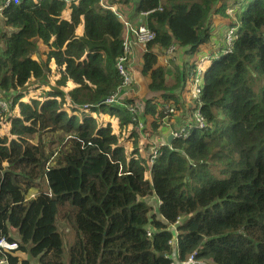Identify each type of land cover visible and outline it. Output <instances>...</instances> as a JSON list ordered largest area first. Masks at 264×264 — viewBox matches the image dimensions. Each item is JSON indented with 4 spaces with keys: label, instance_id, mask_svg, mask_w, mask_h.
I'll use <instances>...</instances> for the list:
<instances>
[{
    "label": "trees",
    "instance_id": "obj_1",
    "mask_svg": "<svg viewBox=\"0 0 264 264\" xmlns=\"http://www.w3.org/2000/svg\"><path fill=\"white\" fill-rule=\"evenodd\" d=\"M107 4L126 20L142 14L154 33L137 57L143 98L103 103L122 79L116 63L124 58L129 71L133 49L124 53V26L99 0L69 9L60 0H21L0 15V100L11 101L10 113H0V128L10 125L0 132V238L18 245L0 257L66 264L63 222L74 233L67 264H182L191 256L198 264H264V0ZM215 16L237 30L229 52L211 51L221 56L203 75L207 127L159 147L149 167L139 154L145 132L127 105L150 137L165 135L166 105H178L189 68L170 74L157 52L172 46L192 56L211 41ZM38 41L44 60L33 59ZM36 89V98L21 100ZM100 114L115 118L117 133Z\"/></svg>",
    "mask_w": 264,
    "mask_h": 264
},
{
    "label": "built area",
    "instance_id": "obj_2",
    "mask_svg": "<svg viewBox=\"0 0 264 264\" xmlns=\"http://www.w3.org/2000/svg\"><path fill=\"white\" fill-rule=\"evenodd\" d=\"M21 0H0V15L2 14V11L7 8L11 3L13 2H20ZM65 3L66 7H70L71 4L76 3L78 0H60ZM101 6L106 9H111L116 17L120 20V22L123 24V26L128 30V37L130 39H134L138 41L140 46H146V44L151 41L154 38V33L147 28V26L144 24L143 21V15L140 14L137 16L134 21L126 20V18L119 12L116 11L114 6H108L107 0H99ZM228 13L230 11L228 10ZM140 18V20H138ZM134 22L135 25L132 23ZM234 33H236V28H231L228 32L229 40L227 41V47L223 50L225 52H229L232 47V41L235 38ZM124 46V53H127L129 48L132 49L131 42L125 38L123 41ZM177 48L175 47H169L165 49L162 52L161 56V62L163 65L169 64V60L172 59V57L175 55ZM220 58V55L215 54L214 56H209L207 54H203L200 56L198 61V70L194 74V72L189 73L188 80L186 82V87L182 88L181 91L177 94V97L180 99V103L183 104V108L188 115L184 118V122L182 125L171 128V124L173 122V116L181 110L179 107V104L175 107L173 104H167L165 111H164V117L162 118V124L161 128H167L169 131V134L171 135L172 139L175 138H186L192 130H203L207 127V122L205 117L201 114V108H202V94L205 88V80L203 79V75L205 70L207 69L208 65L212 61V59L217 60ZM124 58H120L118 62L116 63V68L122 77L120 85L117 87L115 92H113L111 95H109L103 103L106 104H113V103H119V100H121V96L125 95L126 90L131 85L130 82V73L128 70L123 68L122 61ZM204 69V70H203ZM37 91V90H36ZM39 94V93H38ZM30 97H28L27 101L30 98H36L35 92L30 93ZM25 101V100H23ZM26 102V101H25ZM11 101L6 100H0V113L8 114L10 113V107ZM122 104V103H121ZM127 109L129 113L132 115V119L137 124V131L140 130V132L147 131L145 124L142 120H135V116L137 115V108L131 104L127 105ZM143 129V130H142ZM145 134V133H144ZM148 137L143 136L141 139L146 140ZM148 144V161L147 165L149 166L150 163L153 162V160L157 156L158 148L164 145H168L170 147V142L166 141H160L157 137H154L152 140V143H146ZM150 167V166H149ZM18 247L17 243L15 242H9L6 238L1 237L0 238V251H12L16 250ZM190 262V264H194L196 262L194 257H189L187 262ZM185 263V264H186ZM0 264H9L6 257H0Z\"/></svg>",
    "mask_w": 264,
    "mask_h": 264
},
{
    "label": "rangeland",
    "instance_id": "obj_3",
    "mask_svg": "<svg viewBox=\"0 0 264 264\" xmlns=\"http://www.w3.org/2000/svg\"><path fill=\"white\" fill-rule=\"evenodd\" d=\"M246 3H247V1L245 2V4ZM114 8L116 9L117 12L121 13L120 10L117 9V7L115 5H114ZM229 11H231V12L228 13V14L231 16L233 11L232 10H229ZM218 17L219 16H215V17L212 18V23L210 25V32L212 33V37H211V41L209 42V44H212V49L213 50H216L214 53L217 52L218 54H222V49H225L227 47V41L229 40L228 32H229V30L232 27L231 26H228L226 24V22H227L226 19H223L222 17L219 20L220 22H218V20H217ZM215 18H217V19H215ZM138 20H140V18ZM231 20H233L232 17H231ZM132 23L135 25L134 22H132ZM223 24H226L227 26H224ZM233 28H236V27L233 26ZM77 31H79V30H77ZM123 35H124V37H123L124 39L127 38L131 42L132 49H133V55H131L130 60H129V63H130L129 71H130V82H131V85L128 87L127 91L125 92V95L121 96V98L127 97L128 95L126 93L129 92V91L132 94L133 93L136 94V92L138 91L141 94V95L138 94V96L140 98H143V96L145 94V86H143V78L144 77L142 78V75H141V73L139 71V68H138L139 62L137 61V67L135 65V58L139 57V55H140L139 53L140 52H143L142 51L143 48L140 47L138 41H136L134 39H130L128 37V30L125 27H124ZM233 35H234V37H236V33H234ZM201 47H202V45L199 48H201ZM38 49H39V54H36L33 59H36V60H38V59L44 60L45 59V54H43V52H46L47 48H46V46L41 41H38ZM201 51L208 53V47L203 46L201 48ZM136 52H139V53H136ZM196 55H197V52L192 55V56H194V58H192V57L186 55L184 53V51L182 52L180 50H177L176 53H175V55L172 57V59L169 60V64H166L164 66H166V68L169 70L168 72H170V74L171 73H175L177 67H179V70H183V68L188 67L189 68V70L187 71L188 74L189 73H192V72H194V74H195L197 72V70H198V61H197V59L199 58V57H196L195 58ZM209 56H211V55H209ZM51 62H52V64H51ZM48 68L51 71V76H54L55 77V78L51 77L52 79H50L49 82H50L51 85H55L56 84L55 80L58 78V76L56 77L55 71H57V69H56V67H54L53 60H51L49 62ZM170 74H169L170 77L167 78L168 81H166V82H167V84L172 85L174 78L172 79V77H171ZM145 80H147V79L145 78ZM187 80L186 81H183V82H185V84H186ZM71 86H73V84L69 80L66 83V87H64V91H67V90L71 89ZM181 88H184V87H181ZM39 92H41V89L35 91V94L36 95H39L38 94ZM30 96L31 95H27L26 97L22 98L21 100L22 101L23 100L27 101L28 97H30ZM40 97H43V94L40 95ZM66 98L68 99V97H66ZM177 100H178L179 107L182 109L183 108V104L180 103L179 97H177ZM170 104H173V103H170ZM99 116L100 117H96V119L98 121H101V122H109L112 125L113 132L114 133H117L118 132L117 122H116V120H115L114 117H112V116H110L108 114H100ZM148 116L149 115H147V117ZM92 117L95 118L94 115H92ZM150 119L151 118L149 117V120ZM143 124L144 123H142V125ZM9 126H10L9 124L4 123L3 126L0 128V132L2 134H7L8 135V128H9ZM144 132H145V134L143 136H147L148 138L146 140H142V141H139L138 142V144H141V148H140V153L139 154H140V156H142V155H143V157L145 156V159H147V161H148V158H147V155H146L148 151H146L145 149H143V147H145L146 143H152V140H153L154 137L153 136L150 137L149 130L144 131ZM168 136H170V134H168ZM128 146L130 147L131 145L129 144ZM148 177H149V174L146 171L145 172V178H148ZM57 228H58V231H59V233H60V235L62 237L63 247H64V250H65V258H64V261L67 264V262H68L67 254H68V251H69L70 246L73 243L74 233L71 230V228L67 224L65 225V223H63V222H57ZM21 257L22 258H25L26 256L23 254V256H21ZM198 263L199 262H195L194 264H198ZM31 264H39V263L37 261H35V260H31ZM186 264H190V262H188ZM209 264H211V263H209Z\"/></svg>",
    "mask_w": 264,
    "mask_h": 264
},
{
    "label": "crops",
    "instance_id": "obj_4",
    "mask_svg": "<svg viewBox=\"0 0 264 264\" xmlns=\"http://www.w3.org/2000/svg\"><path fill=\"white\" fill-rule=\"evenodd\" d=\"M138 15H135V16H133L130 20H135L134 18H136ZM220 18L221 17H218V19L217 18H215V19H217L218 20V22H220L219 20H220ZM222 23V22H221ZM224 26L226 25V24H223ZM77 30H79V31H77V35L79 36V37H81V36H83V34H84V30H83V27L82 26H79L78 28H77ZM203 46H206V47H208V53H206V52H203V51H201V48L203 47ZM202 47L201 48H199L198 50H197V55L195 56V58L196 57H200V56H202L203 54H207V55H212L211 54V51L213 50V49H211L212 48V44H209V43H206V44H202ZM216 51V50H215ZM136 53H139V52H136ZM140 54V53H139ZM157 62H158V64H161V65H163L162 64V62H161V56H162V51L161 52H157ZM190 57H192V58H194V56H190ZM137 61L138 62H140V59L139 58H137ZM54 63V62H53ZM51 64H52V62H51ZM54 67H56L55 66V64H54ZM138 67H139V65H138ZM55 73H56V71H55ZM53 78H55L54 76H52ZM56 77H57V75H56ZM170 77V76H169ZM143 78V77H142ZM52 79V78H51ZM172 79H173V77H172ZM173 82H174V79H173ZM145 83H146V80H145V78H143V86H145ZM73 86H71V88H72ZM182 87H186V84H185V82H183L182 83ZM127 91V90H126ZM144 93V92H143ZM178 93V92H177ZM176 93V94H177ZM128 96L127 97H135V96H137V97H139L138 96V94L139 95H141L138 91L136 92V94L135 93H131L130 91L129 92H127L126 93ZM145 94H146V89H145ZM144 94V95H145ZM140 98V97H139ZM187 116V118H188V115L186 114V112H185V110L184 109H181L179 112H177L174 116H173V122H172V126H171V128L173 127V128H175V127H178V126H180V125H182L183 124V122H184V118ZM160 130L162 131H164V133H165V135H163V134H161V135H157V138L160 140V141H166L167 140V136H168V134H169V131H170V129H169V131H168V129L167 128H160ZM164 139V140H163ZM139 141H142V139L140 138V140Z\"/></svg>",
    "mask_w": 264,
    "mask_h": 264
},
{
    "label": "clouds",
    "instance_id": "obj_5",
    "mask_svg": "<svg viewBox=\"0 0 264 264\" xmlns=\"http://www.w3.org/2000/svg\"><path fill=\"white\" fill-rule=\"evenodd\" d=\"M79 1V0H78ZM78 1H76V3L78 2ZM76 3H73V4H76ZM73 4H71V6L73 5ZM66 6V5H65ZM70 6V7H71ZM67 9H69V7L67 8ZM223 50V49H222ZM215 54H213V55H211V56H214ZM218 55V54H217ZM211 63V62H210ZM206 71V70H205ZM37 90V89H36ZM35 90V91H36ZM35 91H33V92H35ZM32 93V92H31ZM39 94H40V92H39ZM207 122V121H206ZM208 124V123H207ZM198 130V129H197ZM195 131V130H194ZM198 131H201V130H198ZM172 140V139H171ZM184 263H186V262H184ZM184 263H182V264H184Z\"/></svg>",
    "mask_w": 264,
    "mask_h": 264
},
{
    "label": "water",
    "instance_id": "obj_6",
    "mask_svg": "<svg viewBox=\"0 0 264 264\" xmlns=\"http://www.w3.org/2000/svg\"><path fill=\"white\" fill-rule=\"evenodd\" d=\"M171 139H172V137H171V135L170 136H168V138H167V141L168 142H171ZM175 255V253H173V256Z\"/></svg>",
    "mask_w": 264,
    "mask_h": 264
}]
</instances>
